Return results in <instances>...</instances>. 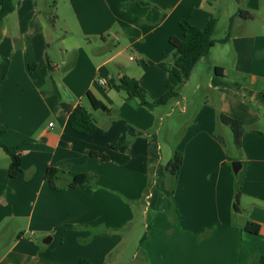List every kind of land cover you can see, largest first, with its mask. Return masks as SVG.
I'll return each mask as SVG.
<instances>
[{
  "label": "crops",
  "instance_id": "obj_1",
  "mask_svg": "<svg viewBox=\"0 0 264 264\" xmlns=\"http://www.w3.org/2000/svg\"><path fill=\"white\" fill-rule=\"evenodd\" d=\"M58 1L76 27L74 40L57 37L68 43L65 55H84V42L100 40L98 54L107 56L113 48L107 42H116L95 69L132 51L142 74L151 71L150 76L115 64L118 79H136L153 99L163 95L159 63L172 53L169 38L181 36V22L201 29L215 16V41L227 35L231 17L233 22L228 40L197 62L170 105L195 113L172 147L182 165L171 192L168 175L151 167L162 148L150 131L166 114L157 117L123 94L119 122L100 119L92 134L73 133L60 105L83 104L67 92L60 101L34 78L39 65L49 63L45 46L54 38L38 12L41 0H15L17 15L0 23L4 35L5 20L14 16L17 32L16 38H0V65L7 66L3 78L0 68V143L19 147L22 171L8 178L10 160L0 147V264H76L81 258L91 264H264V0ZM90 85L81 82L83 94ZM194 91L200 98L189 103ZM42 110L57 113L56 126L37 122ZM219 114L243 124L239 148ZM233 162L243 171L237 211ZM49 167L68 175L56 189L44 178ZM77 174H85L86 183L66 187ZM172 204L176 224L168 216ZM247 222L258 225V233L245 231Z\"/></svg>",
  "mask_w": 264,
  "mask_h": 264
},
{
  "label": "rangeland",
  "instance_id": "obj_2",
  "mask_svg": "<svg viewBox=\"0 0 264 264\" xmlns=\"http://www.w3.org/2000/svg\"><path fill=\"white\" fill-rule=\"evenodd\" d=\"M44 1V3H42ZM56 2V3H54ZM214 2V1H212ZM14 7H15V1H14ZM40 9L39 14L41 19L44 21L45 28L54 36V38L48 43V45L45 46V50L47 51V55L50 56L49 63H44L42 65H39L37 70L34 72V78L35 80L39 81L40 84L44 85V88H46L48 91L51 89H54L56 91L57 97L60 98V101L62 97L65 96V93L72 95L75 101L80 102L83 104L84 107L87 108L88 112L94 117L95 120H97V125L100 119L106 120L107 122H111L112 120L114 122H119L121 120V117L119 116V111L121 113V101L123 93L118 88V76L120 75L118 67L115 66V64H118L119 66H123L124 68H133L136 67L135 70H133L134 74L138 76H143L146 74V71L142 74V69L139 68L137 63H139V59H137V55L133 53L132 51H129L125 55H121L118 58V61H110L104 66L103 69H95L98 64H100L102 61L106 60L108 58L109 51H114L117 45L116 42L113 44L111 41L107 42V45L112 47L108 53L107 56H104L103 54L99 53V47H103V42L100 40H96V42H93L92 46H88L85 42V47L82 49L85 51L84 55H81L80 53H70L69 51L66 53V44L68 43H62L61 39H57L58 36L66 38V41L69 42L71 40H74L72 36L75 34L73 33V29L75 30L76 27L70 25V21L68 20L67 16L65 15V12L62 8V2H59L58 0H41L38 6ZM16 12H13L12 15L16 16ZM47 13V14H46ZM12 15H9L8 18L4 22V27L6 28L4 35L0 33V38L3 36H8L12 38L14 35H16V28L13 26L12 23ZM53 21V23H52ZM75 37H78L77 35ZM9 40V39H8ZM10 42H13V40ZM71 43V42H70ZM123 42H121L122 44ZM82 44V45H83ZM84 46V45H83ZM97 48V49H96ZM62 54L65 55L64 62L62 60ZM170 54H166V57H168L167 60H169ZM129 57L135 58L136 60H133L130 62ZM49 58V57H48ZM162 61V60H161ZM88 65V66H87ZM107 72L105 74V72ZM93 72V73H92ZM96 72H99L98 75L103 76V78L107 81V85L104 87H101L96 82ZM151 71H149L145 77L150 76ZM85 81V86L88 85V82L91 81L89 92H95L96 99L101 101L106 107L110 109V116L106 115L104 112L97 110L93 111L91 106L88 105V100L85 97V94H83V89L80 88L81 82ZM78 85V90L75 89V86ZM116 87V88H115ZM111 88V91H110ZM113 88V89H112ZM143 88V87H142ZM144 89V88H143ZM165 91V89H164ZM146 92V98L148 101L152 102L154 99L151 97V95ZM164 93V92H163ZM83 94V95H82ZM82 95V96H81ZM199 93H196L195 91L193 93L189 94V103L193 102V100L199 99L198 96ZM126 97V96H125ZM178 99V98H177ZM193 99V100H191ZM133 100L135 103H137L140 106V103L137 99H129ZM176 100V99H175ZM174 101V100H172ZM172 101L168 102L166 105H161L153 110L149 111L144 109L147 112H151L159 117V114H166L163 115L161 118V121H156V124L154 125V128L150 131L155 137H152V140L155 142H159L162 152L160 155L159 163L158 164H152L151 167L161 168L160 172L162 174H166L165 167L167 166L168 162L172 158V147L177 145L178 140L180 137H178V134H182L187 129V124L190 121V118L194 116L195 113L193 112H185L182 113L180 108H177L176 106H173L172 109H170V105ZM209 107L214 110L213 105L209 104ZM60 108L57 112H60ZM126 113V109L124 111L122 110V114ZM169 113V114H168ZM63 114V113H62ZM168 114V115H167ZM57 116V113L55 111L50 110H42L39 115L37 122L44 126L49 122L54 124L56 126L57 122L55 121L54 117ZM120 119V120H119ZM124 120V118H123ZM113 124H109L111 126ZM224 126V125H223ZM98 128V127H97ZM101 128V126H99ZM71 131L77 135H81L78 132H75L71 129ZM229 128L227 127V132L229 133ZM74 144L76 141L73 142ZM234 146V144H232ZM229 141L226 142L227 150L230 152L234 147L232 146ZM63 177H67V173L65 171ZM155 179V177H153ZM157 190V188H155ZM139 234L135 231V235ZM132 240L129 238V242ZM4 247L0 244V252L1 254L4 252Z\"/></svg>",
  "mask_w": 264,
  "mask_h": 264
},
{
  "label": "trees",
  "instance_id": "obj_3",
  "mask_svg": "<svg viewBox=\"0 0 264 264\" xmlns=\"http://www.w3.org/2000/svg\"><path fill=\"white\" fill-rule=\"evenodd\" d=\"M14 1L15 0H0V23L2 20L10 13L14 11ZM237 16L244 19L252 18L248 12L237 11ZM233 22V17L228 20V33L227 35L219 40L215 41L213 39V34L217 26L218 20L215 16H210L207 20L205 26L201 29L190 26L187 22L180 23L181 36L180 37H170L169 44L172 48V54L168 57H164L163 61L159 63V67L164 71V93L160 97L154 99L152 102L148 101L146 98V92L141 87L140 83L126 75H123L118 82V88L125 93L127 99H137L146 110H153L154 108L166 105L168 102L179 98L181 89L184 83L190 77L197 62L205 57L209 50L216 43H225L229 38V29ZM53 23V21H52ZM6 65H0L2 70V78L6 73ZM91 108L94 111L100 110L106 115L110 116V109L106 107L101 101L96 99L89 91L85 93ZM61 108L68 115L69 127L82 135H90L94 132L97 125V120L88 112V110L74 102H62ZM219 121L222 125L228 127L231 131L232 141L236 148L240 147L242 134L245 132L244 126L237 120L229 118L225 115L219 114ZM3 133V129L0 128V135ZM0 147L9 157L8 166V178H15L22 171V156L19 151V147H7L0 143ZM102 160H106V157H102ZM182 165V155L178 151H174L172 158L165 167V172L168 175V186L169 190L172 192L175 179L177 177L178 171ZM64 175L62 170L49 167L45 171L44 178L47 184L51 188H58V181L60 177ZM234 189L235 197L233 209L237 211V205L240 198L241 189V179L243 177V171H239L234 174ZM86 183L85 174L73 175L70 181L65 185L68 188H75L79 185ZM168 216L172 218L173 222L177 223V210L174 204H172ZM67 227V226H66ZM245 231L251 233H258L259 226L253 223L247 222ZM151 231L148 229L140 239L143 242L150 235ZM76 264H91L87 260L81 258Z\"/></svg>",
  "mask_w": 264,
  "mask_h": 264
},
{
  "label": "water",
  "instance_id": "obj_4",
  "mask_svg": "<svg viewBox=\"0 0 264 264\" xmlns=\"http://www.w3.org/2000/svg\"><path fill=\"white\" fill-rule=\"evenodd\" d=\"M231 166H232V171L236 174L237 172H238V170L240 169V163L239 162H233L232 164H231ZM48 241H50V237H47L44 241H43V243L44 242H48Z\"/></svg>",
  "mask_w": 264,
  "mask_h": 264
},
{
  "label": "built area",
  "instance_id": "obj_5",
  "mask_svg": "<svg viewBox=\"0 0 264 264\" xmlns=\"http://www.w3.org/2000/svg\"><path fill=\"white\" fill-rule=\"evenodd\" d=\"M96 82L101 87H104V86L107 85V81L103 77H101L100 75H98V74H97V77H96ZM49 126H51V124Z\"/></svg>",
  "mask_w": 264,
  "mask_h": 264
}]
</instances>
